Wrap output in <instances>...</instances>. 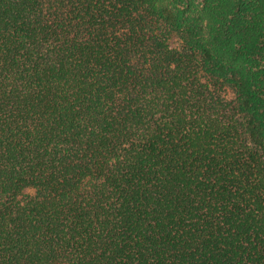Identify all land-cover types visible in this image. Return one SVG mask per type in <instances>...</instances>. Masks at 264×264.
I'll return each instance as SVG.
<instances>
[{"label":"trees","instance_id":"obj_1","mask_svg":"<svg viewBox=\"0 0 264 264\" xmlns=\"http://www.w3.org/2000/svg\"><path fill=\"white\" fill-rule=\"evenodd\" d=\"M0 264H264V0H0Z\"/></svg>","mask_w":264,"mask_h":264},{"label":"rangeland","instance_id":"obj_2","mask_svg":"<svg viewBox=\"0 0 264 264\" xmlns=\"http://www.w3.org/2000/svg\"><path fill=\"white\" fill-rule=\"evenodd\" d=\"M172 44L173 45H175L176 44V42H177V37H174L173 39H172ZM229 95L231 96L232 95V92H229ZM28 192H30V193H32L33 191L31 190V189H28L27 190Z\"/></svg>","mask_w":264,"mask_h":264}]
</instances>
